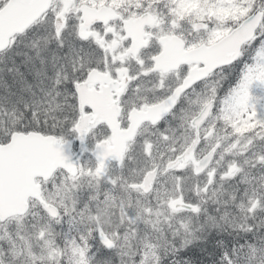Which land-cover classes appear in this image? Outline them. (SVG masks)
Listing matches in <instances>:
<instances>
[{"label": "snow or ice", "instance_id": "snow-or-ice-1", "mask_svg": "<svg viewBox=\"0 0 264 264\" xmlns=\"http://www.w3.org/2000/svg\"><path fill=\"white\" fill-rule=\"evenodd\" d=\"M0 264H264V0H0Z\"/></svg>", "mask_w": 264, "mask_h": 264}]
</instances>
